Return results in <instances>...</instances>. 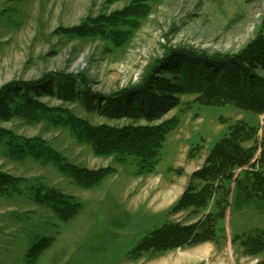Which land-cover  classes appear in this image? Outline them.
Returning a JSON list of instances; mask_svg holds the SVG:
<instances>
[{
	"label": "rangeland",
	"instance_id": "1",
	"mask_svg": "<svg viewBox=\"0 0 264 264\" xmlns=\"http://www.w3.org/2000/svg\"><path fill=\"white\" fill-rule=\"evenodd\" d=\"M131 0H0V87L12 80H33L47 73H82L93 90L110 94L142 80L148 68L172 47L237 53L257 35L264 0H155L153 12L131 42L116 48L103 39L71 36L65 29L87 17L109 14ZM112 49V50H111ZM52 106L69 108L94 124L123 125L129 119H109L88 112L80 102L43 96ZM166 118L180 125L169 132L154 172L140 174L132 157L117 160L97 156L79 143L68 127L44 120L0 121L2 127L25 137L40 136L67 162L89 169L113 171L92 187H82L53 161L9 155L0 138V169L22 177L19 189L0 193V264H264L263 256L246 255L234 234L264 229V212L228 208L219 242L144 252L136 248L144 236L165 222L193 223L190 209L172 212L194 170L230 126L246 121L261 126L264 115L234 104L206 105L195 95ZM38 189L70 195L78 212L63 219L38 202ZM209 248V253L203 252ZM203 255V256H201Z\"/></svg>",
	"mask_w": 264,
	"mask_h": 264
},
{
	"label": "trees",
	"instance_id": "2",
	"mask_svg": "<svg viewBox=\"0 0 264 264\" xmlns=\"http://www.w3.org/2000/svg\"><path fill=\"white\" fill-rule=\"evenodd\" d=\"M155 0H131L109 14L89 16L79 25L65 29L71 36L103 39L116 48L131 42L152 14ZM112 50V49H111ZM195 95L206 105L234 104L264 115V16L253 40L237 53H220L187 47H172L156 60L142 80L119 91L103 94L92 89L82 73L55 72L33 80H12L0 87V121L20 118L31 123L47 120L68 127L73 137L89 144L97 156L117 160L132 157L140 174L154 172L169 132L179 127L178 116L166 118L181 104V96ZM43 96L80 102L88 112L109 119H129L123 125L94 124L67 107L52 106ZM9 155L53 161L62 173L88 188L113 171L112 167L89 169L69 163L43 137H25L0 125ZM22 177L0 169V193L19 189ZM38 202L51 205L63 219L72 218L80 203L55 189L36 194ZM264 212V120L261 126L237 121L207 153L194 170L172 212L186 211L193 223L167 221L148 232L136 248L144 252H167L208 241L219 242L228 208ZM246 255L264 258V229L234 234ZM264 263V259H263Z\"/></svg>",
	"mask_w": 264,
	"mask_h": 264
},
{
	"label": "bare ground",
	"instance_id": "3",
	"mask_svg": "<svg viewBox=\"0 0 264 264\" xmlns=\"http://www.w3.org/2000/svg\"><path fill=\"white\" fill-rule=\"evenodd\" d=\"M210 248V247H209ZM209 248L207 247V248H204L203 249V252H206V253H209ZM201 256H203V255H201Z\"/></svg>",
	"mask_w": 264,
	"mask_h": 264
}]
</instances>
